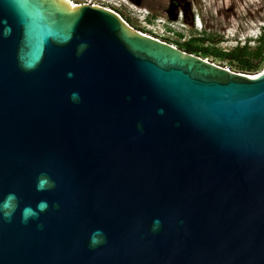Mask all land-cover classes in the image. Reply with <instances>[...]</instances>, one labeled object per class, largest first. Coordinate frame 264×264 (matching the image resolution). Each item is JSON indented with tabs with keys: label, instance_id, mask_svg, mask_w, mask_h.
I'll return each instance as SVG.
<instances>
[{
	"label": "water",
	"instance_id": "obj_1",
	"mask_svg": "<svg viewBox=\"0 0 264 264\" xmlns=\"http://www.w3.org/2000/svg\"><path fill=\"white\" fill-rule=\"evenodd\" d=\"M0 264H264V68L0 0Z\"/></svg>",
	"mask_w": 264,
	"mask_h": 264
},
{
	"label": "rangeland",
	"instance_id": "obj_2",
	"mask_svg": "<svg viewBox=\"0 0 264 264\" xmlns=\"http://www.w3.org/2000/svg\"><path fill=\"white\" fill-rule=\"evenodd\" d=\"M80 3L83 0H72ZM87 1V0H85ZM100 3L118 11L135 29L146 30L161 38L177 40V33L183 34L182 39L197 36L201 32L208 34L217 41V47L228 51L246 35L256 34L260 24H264V0H89ZM180 3V4H179ZM187 3V5H186ZM182 5L184 9L181 10ZM236 8L232 15L230 6ZM169 12H177L178 18L171 20ZM195 16V19H194ZM256 43H251L254 46ZM243 44V43H242ZM205 59L238 72L237 64L226 60L206 57ZM264 68V60L258 73Z\"/></svg>",
	"mask_w": 264,
	"mask_h": 264
},
{
	"label": "trees",
	"instance_id": "obj_3",
	"mask_svg": "<svg viewBox=\"0 0 264 264\" xmlns=\"http://www.w3.org/2000/svg\"><path fill=\"white\" fill-rule=\"evenodd\" d=\"M137 30L143 33H149L139 28ZM177 36V40H170L169 38H161V40L202 58L213 57L226 60L230 64H237L238 72L252 74L259 69L261 62L264 60V26L261 27L260 34L255 40L256 43L254 46H251L247 41L244 44H237L228 51L217 47L218 42L213 40L208 34L206 35L205 32H201L197 36H189L183 42L180 41L183 34L177 33ZM155 37L158 38L157 36Z\"/></svg>",
	"mask_w": 264,
	"mask_h": 264
},
{
	"label": "clouds",
	"instance_id": "obj_4",
	"mask_svg": "<svg viewBox=\"0 0 264 264\" xmlns=\"http://www.w3.org/2000/svg\"><path fill=\"white\" fill-rule=\"evenodd\" d=\"M262 26H264V24H260V26H259V30H258V32L256 33V34H248V35H246V37L244 38V40L242 41V42H238L237 44H244V43H246L247 41H248V43L249 44H251V43H253V42H255V40L258 38V36H259V34H260V30H261V27ZM75 95V94H74ZM44 207H46V204H43L42 206H41V210H43V208ZM98 241H96L95 239H93V241H92V243L93 244H95V243H97Z\"/></svg>",
	"mask_w": 264,
	"mask_h": 264
},
{
	"label": "flooded vegetation",
	"instance_id": "obj_5",
	"mask_svg": "<svg viewBox=\"0 0 264 264\" xmlns=\"http://www.w3.org/2000/svg\"><path fill=\"white\" fill-rule=\"evenodd\" d=\"M186 5H187V3H186ZM183 9H184V6L182 5L181 10H183ZM228 9H229L230 13H232V15H234L236 13V8L234 6L231 5ZM194 19H195V16H194Z\"/></svg>",
	"mask_w": 264,
	"mask_h": 264
},
{
	"label": "built area",
	"instance_id": "obj_6",
	"mask_svg": "<svg viewBox=\"0 0 264 264\" xmlns=\"http://www.w3.org/2000/svg\"><path fill=\"white\" fill-rule=\"evenodd\" d=\"M83 2H86V3H90V4H99V5H101V6H104V7H106V8H110V9H112L111 7H109V6H105V5H102V4H100V3H94V2H91V1H89V0H87V1H85V0H83ZM113 10V9H112ZM146 34H148V35H150V36H153L152 34H150V33H146ZM153 37H155V36H153ZM156 38V37H155ZM159 39V38H158ZM161 40V39H160Z\"/></svg>",
	"mask_w": 264,
	"mask_h": 264
}]
</instances>
